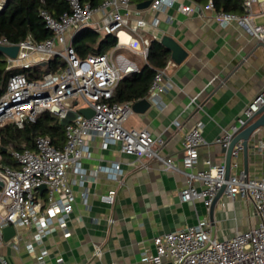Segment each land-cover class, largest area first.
Here are the masks:
<instances>
[{
    "label": "built area",
    "instance_id": "2783aa9c",
    "mask_svg": "<svg viewBox=\"0 0 264 264\" xmlns=\"http://www.w3.org/2000/svg\"><path fill=\"white\" fill-rule=\"evenodd\" d=\"M7 1L0 0V11ZM65 1L69 12L58 18L45 10L40 11L45 27L51 32L49 38L36 42L27 37L14 43L0 37V47L18 48L14 58L0 51L6 57L8 70L31 67L53 57L65 62L62 70L45 73L38 80H28L23 73L9 76L0 97V129L8 123L22 129L46 111L65 124V142L61 148L54 146L49 137L39 136L33 149L11 152L15 165L0 162V246L3 230L9 226L34 228L33 242H41L57 230L68 234L65 231L74 203L69 172L78 176L79 186L95 181L99 174L108 180L122 182L123 169L118 162L98 165L92 170L83 167L82 161L91 156L90 140L98 136L103 149L117 145L121 153L135 156L140 162L156 161L163 170L182 174L186 184L179 193L181 202L202 201L210 208L222 190L229 198L241 196L253 205L257 223L247 230L235 231L230 238H212L206 220L154 237L155 253L146 258L147 264H163L164 261L171 264H264V176L250 177L243 169L238 170L241 144L237 143L232 149L230 169L236 171L228 177H225V165L210 160L203 162L206 168L197 169L199 148L206 144L205 123L199 122L184 133L182 156L177 164L163 154L166 142L161 136L125 126L133 102H110L118 83L139 72L135 60L115 51L125 49L146 61L151 41L159 40L158 19L149 21L140 16L130 0H103L96 7L82 0ZM256 3L260 4L259 12L254 10ZM176 4L179 12L185 15L212 13L222 26L234 22L264 45V20L258 21L264 16V0H243L241 14L217 11L212 0L205 4L192 0H152L146 10L162 11ZM85 29L101 36L114 35L115 48L104 54L80 58L72 42ZM169 65L168 62L156 71L148 90L146 98L154 106L160 105V94L169 85ZM70 99L73 103L67 105ZM263 106L264 90L253 97L229 129H222L215 143L227 148L240 128ZM81 109H90L92 115L85 117L79 112ZM87 196V192L81 193L85 203ZM115 196V190H108L100 194L99 199L112 205ZM12 238L16 239L15 235ZM26 249L34 251L32 242L26 244ZM94 254L99 255L100 251L96 249ZM47 255L46 250H41L38 262L43 264ZM0 264H8L1 255Z\"/></svg>",
    "mask_w": 264,
    "mask_h": 264
},
{
    "label": "crops",
    "instance_id": "0c3cea01",
    "mask_svg": "<svg viewBox=\"0 0 264 264\" xmlns=\"http://www.w3.org/2000/svg\"><path fill=\"white\" fill-rule=\"evenodd\" d=\"M259 9L260 4H254V10L259 12ZM139 13L149 21L157 18V41L170 38L178 44L182 56L176 62L172 52L166 49L169 85L160 94V105L150 104L147 92L133 104L146 100L148 107L132 110L125 126L161 136L166 142L163 154L180 164L184 133L203 122L206 144L199 148L197 169L206 168L205 160L225 165L226 148L215 140L222 129H229L235 123L253 97L264 90V45L234 22L222 26L212 13L185 15L179 12L178 4L162 11L144 9ZM263 20L264 16L258 18ZM115 52L135 60L139 69L146 63L128 50ZM3 59L6 63L4 55ZM89 144L91 156L82 161L83 167L92 170L98 165L118 162L123 169L122 182L99 174L95 181L79 186L78 176L69 172L74 203L65 231L68 234L57 230L41 242H33L34 228H14L16 239L3 240L0 246V255L8 264H40L41 250L48 253L43 264H147L146 258L155 253L153 238L158 235L206 220L210 231L213 226L214 238L223 240L257 223L253 205L241 196L229 198L221 194L211 213L202 201H180V190L186 184L182 174L167 172L156 161L140 162L135 156L121 153L117 145L103 149L98 136ZM238 163V170H244L242 152ZM247 170L250 177L264 176V126L248 141ZM235 171L230 169V173ZM108 190L116 191L112 205L99 199ZM84 191L88 194L86 203L81 197ZM29 242L34 246L32 252L26 249ZM96 249L99 255L94 254ZM58 258L62 261L57 262Z\"/></svg>",
    "mask_w": 264,
    "mask_h": 264
},
{
    "label": "trees",
    "instance_id": "16d2710c",
    "mask_svg": "<svg viewBox=\"0 0 264 264\" xmlns=\"http://www.w3.org/2000/svg\"><path fill=\"white\" fill-rule=\"evenodd\" d=\"M92 7L98 6L103 0H82ZM152 0H130L134 5ZM205 4L208 0H192ZM217 11L241 14L243 0H212ZM47 11L52 17L58 18L69 12L65 0H8L0 11V37H6L17 43L31 37L34 41H43L51 36L40 16V11ZM114 35L101 36L97 32L85 29L73 39L72 45L80 58L88 55L104 54L116 45ZM169 60L166 48L157 40L150 43L146 63L139 72L124 77L114 90L110 102H134L146 96L154 75L163 68ZM65 63L58 57L48 60L46 65H36L27 68L6 69L3 54L0 52V97L6 88L9 76L23 73L28 80L41 79L45 73H55L63 69ZM39 136L49 137L51 143L61 148L65 142V124L50 112H43L35 122H28L22 129L8 123L0 129V162L15 165L12 151L33 149L35 139Z\"/></svg>",
    "mask_w": 264,
    "mask_h": 264
},
{
    "label": "water",
    "instance_id": "95a60500",
    "mask_svg": "<svg viewBox=\"0 0 264 264\" xmlns=\"http://www.w3.org/2000/svg\"><path fill=\"white\" fill-rule=\"evenodd\" d=\"M150 1L143 2L136 5L137 10L147 9L150 5ZM167 50L172 52V59L176 62L180 61L182 53L180 52V47L176 42L171 40L168 37H163L160 42ZM0 51L12 58H14L17 54L18 48L17 46H9V47H0ZM44 65V63H43ZM149 103L146 100L139 101L132 106L133 111H139V107H148ZM79 112L85 117H90L92 115V111L90 109H81ZM264 126V106L261 107L254 115V117L247 121L246 125L241 127L239 132L232 138L228 147L226 148L225 154V177H228L230 174V161H231V152L234 146L237 143H240L242 146V154L244 158V172L248 174L247 170V157H248V141L251 135L257 131L260 127ZM44 189V187H42ZM222 194V190H220L212 205L210 206V212L212 213L216 198ZM210 219L211 216H210ZM211 237L214 238L213 226L211 225ZM15 229L11 226L6 227L3 230V240L9 241L15 235ZM171 264V263H169Z\"/></svg>",
    "mask_w": 264,
    "mask_h": 264
},
{
    "label": "rangeland",
    "instance_id": "374dc122",
    "mask_svg": "<svg viewBox=\"0 0 264 264\" xmlns=\"http://www.w3.org/2000/svg\"><path fill=\"white\" fill-rule=\"evenodd\" d=\"M73 103V99H70L66 102L67 105H71Z\"/></svg>",
    "mask_w": 264,
    "mask_h": 264
}]
</instances>
